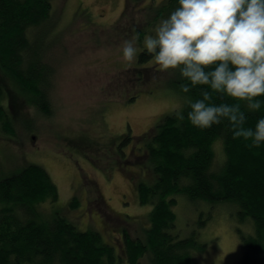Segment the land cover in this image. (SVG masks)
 <instances>
[{"label": "trees", "instance_id": "1", "mask_svg": "<svg viewBox=\"0 0 264 264\" xmlns=\"http://www.w3.org/2000/svg\"><path fill=\"white\" fill-rule=\"evenodd\" d=\"M142 1L149 4L134 11ZM175 6L176 0H126L124 15L114 26L121 35L127 31L128 37L139 32L142 40L157 19ZM56 10L55 0H0V127L7 138L14 134L17 112L22 110L15 94L34 96L33 103L43 115L52 111L49 89L54 70L48 53L62 43ZM138 47L137 58L125 64L118 78L125 90L135 86L136 93L126 101L134 103L140 94L153 95L163 88L177 96L181 105L186 94L180 92L179 73L169 70L165 77L152 54L142 44ZM150 72L159 75L154 85L146 84L152 80ZM8 79L13 88L7 85ZM213 98L218 102L215 94ZM184 110L186 114L185 104ZM175 112L138 136L131 130L99 136L109 139L120 161L135 157L140 176H152L151 181L135 185L139 203L150 207L149 226L142 228L141 237L132 238L123 229L121 240L114 243L105 242L97 231H80L64 212L78 208L77 198L64 211L58 206L54 210L59 201L57 186L43 167L28 164L12 174L0 173V264H144L145 258V264L147 260L150 264H199L198 255L206 252L208 244L196 233L181 235L176 212L181 196L193 205L205 202L236 210L238 220L253 228L250 234L238 230L243 251L239 264H264V144L250 146V140L233 137L225 124L202 130L187 118L178 122ZM258 115L249 114V126H255ZM88 136L77 138L96 139ZM128 179L135 180L131 175ZM124 220L128 224L129 218Z\"/></svg>", "mask_w": 264, "mask_h": 264}, {"label": "rangeland", "instance_id": "2", "mask_svg": "<svg viewBox=\"0 0 264 264\" xmlns=\"http://www.w3.org/2000/svg\"><path fill=\"white\" fill-rule=\"evenodd\" d=\"M148 4H138L134 11ZM125 5L126 0H55L62 43L52 46L48 53L54 70L49 89L52 111L41 114L33 103L34 96L17 93L22 110L17 112L18 119L15 117L14 134L7 138L0 127V173L12 174L28 164L43 167L59 191L54 210L58 206L64 211L77 198L78 208L65 210V214L80 231H97L105 242L114 243L121 240L123 229L135 238L149 226L146 217L150 207L139 203L135 185L151 181L152 176H140L135 157L120 161L109 139L99 136H108L109 131L123 135L129 130L138 136L185 104L182 100L179 105V98L163 88L153 95L140 94L134 103L126 101L136 93L135 86L125 90L118 78L125 64L134 61L122 59L120 45L128 38L127 31L121 35L114 26L123 17ZM161 72L168 77L166 70ZM149 75L152 80L146 84L154 85L159 75ZM160 82L162 85L164 79ZM6 83L15 86L10 79ZM88 134L96 139L77 138ZM126 152L128 157L130 147ZM130 175L135 180L128 179ZM181 198L176 210L181 235L196 233L208 244L206 252L198 255L199 264H239L243 251L238 230L250 234L253 228L240 222L232 207L205 202L193 205Z\"/></svg>", "mask_w": 264, "mask_h": 264}, {"label": "clouds", "instance_id": "3", "mask_svg": "<svg viewBox=\"0 0 264 264\" xmlns=\"http://www.w3.org/2000/svg\"><path fill=\"white\" fill-rule=\"evenodd\" d=\"M141 44L160 69L179 73L187 112L177 109L178 122L225 124L250 146L264 144V0H176L142 40L134 31L122 41V59L134 61Z\"/></svg>", "mask_w": 264, "mask_h": 264}]
</instances>
